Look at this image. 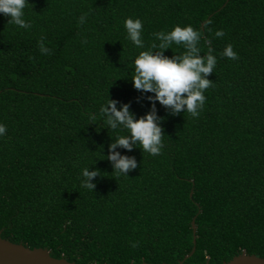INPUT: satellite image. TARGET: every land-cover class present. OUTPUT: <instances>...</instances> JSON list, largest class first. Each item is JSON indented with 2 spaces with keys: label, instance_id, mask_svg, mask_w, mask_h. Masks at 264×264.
Masks as SVG:
<instances>
[{
  "label": "trees",
  "instance_id": "obj_1",
  "mask_svg": "<svg viewBox=\"0 0 264 264\" xmlns=\"http://www.w3.org/2000/svg\"><path fill=\"white\" fill-rule=\"evenodd\" d=\"M28 2L27 29L0 16V237L76 264H178L193 219L183 264L264 259V0ZM125 16L142 20L143 50L179 23L217 56L197 117L156 103L158 155L115 149L136 158L129 177L112 174L114 133L99 113L107 96L137 117L151 110L130 80L142 49L126 39ZM229 43L235 60L219 54ZM86 166L99 170L92 190L80 184Z\"/></svg>",
  "mask_w": 264,
  "mask_h": 264
},
{
  "label": "clouds",
  "instance_id": "obj_2",
  "mask_svg": "<svg viewBox=\"0 0 264 264\" xmlns=\"http://www.w3.org/2000/svg\"><path fill=\"white\" fill-rule=\"evenodd\" d=\"M27 4H30L28 0H0V16L7 17V24L27 29L30 26V22L24 19ZM78 22L83 24L85 15H80ZM122 23L126 39L135 48L142 49L131 58L130 80L132 87L149 102L151 110L137 117L130 110L129 103H120L118 108V101L107 96L99 105V113L103 125L114 133L106 155L112 174L129 177L128 173L137 167V160L134 156L121 154L115 149L119 147L130 153L133 147H138L143 153L158 155L163 147L162 137L165 134L161 126L164 117L157 115L156 103L167 109L172 116L188 113L191 117H197L204 106V91L212 83L208 76L213 74L217 56L210 47L207 52H201V32L191 24L176 23L168 30L153 32L151 35L154 40L143 50V22L140 17L125 16ZM213 35L219 38L224 33L222 29H217ZM37 43L41 53L50 52L43 43V37ZM172 45L181 46L182 50L178 54L174 53ZM165 49H171L173 54L170 57L164 55ZM219 54L230 60L237 59V53L230 43ZM144 93L149 95L145 96ZM6 132V125L0 123V137ZM98 175L97 169L89 171L87 166L82 168L81 186L92 190L93 178Z\"/></svg>",
  "mask_w": 264,
  "mask_h": 264
},
{
  "label": "water",
  "instance_id": "obj_3",
  "mask_svg": "<svg viewBox=\"0 0 264 264\" xmlns=\"http://www.w3.org/2000/svg\"><path fill=\"white\" fill-rule=\"evenodd\" d=\"M192 230L193 247L190 252L179 261L178 264H183V261L191 256L194 251L195 241V225L194 220L190 222ZM0 264H76L68 262L64 258H54L46 248H29L21 243H13L7 239L0 237ZM139 264H150L142 262ZM166 264V263H161ZM205 264H208L207 262ZM221 264H264V259L253 254L241 252L239 255L232 257L227 262Z\"/></svg>",
  "mask_w": 264,
  "mask_h": 264
}]
</instances>
